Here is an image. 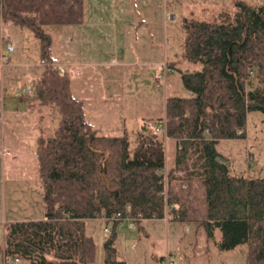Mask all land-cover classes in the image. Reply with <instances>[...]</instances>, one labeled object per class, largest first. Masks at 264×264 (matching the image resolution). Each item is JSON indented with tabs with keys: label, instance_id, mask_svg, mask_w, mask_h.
I'll return each mask as SVG.
<instances>
[{
	"label": "trees",
	"instance_id": "trees-1",
	"mask_svg": "<svg viewBox=\"0 0 264 264\" xmlns=\"http://www.w3.org/2000/svg\"><path fill=\"white\" fill-rule=\"evenodd\" d=\"M233 5L216 19L181 18L188 65L165 60L164 67L179 73L186 93H165L161 112L140 119L130 138L124 123L115 134L90 123L84 97L72 93L68 74L53 63L45 26L81 23L83 0H0L1 23L26 27L38 39L43 62L33 97L58 113L52 134L36 138L41 217L1 224L3 258L94 264L85 223L101 216L110 223L102 264H125L113 246L123 217L134 226L145 218L193 222L207 245L244 244L248 264H264V176L231 173L216 148L220 139L245 135L248 111L264 113V0ZM155 125L163 130L153 131Z\"/></svg>",
	"mask_w": 264,
	"mask_h": 264
},
{
	"label": "rangeland",
	"instance_id": "rangeland-1",
	"mask_svg": "<svg viewBox=\"0 0 264 264\" xmlns=\"http://www.w3.org/2000/svg\"><path fill=\"white\" fill-rule=\"evenodd\" d=\"M233 1L83 0L82 24L45 26L50 33V54L61 68H64L63 56L74 61L93 60L101 85L96 83L91 91L92 95L96 93L100 96L86 101V116L95 125L104 127L105 132L117 133L121 130L120 116L123 115L126 118L124 125L131 138L141 116L148 112L141 109V100H138L140 93L151 98L153 108H162L165 93H186L175 69L166 70L164 88L163 85L157 86L154 80L162 66H165V60L167 63L176 61V58L181 60V18L216 19L223 12L233 11ZM245 1L251 4L262 2ZM85 26L88 27L87 34L83 30ZM56 27L64 28L58 30ZM89 27L98 30L88 34ZM6 37L12 44V51L6 49L3 41ZM40 58L38 39L28 28L0 21V60L4 62L0 66V112L1 108H8L6 101L4 105L1 101L3 84L5 87L8 85L13 91L11 94L18 98L21 93L18 80L24 79L31 83L42 66ZM14 62L18 64L7 71V63ZM190 64V68L193 65L198 67V64ZM94 113L100 120H105L109 129L100 121L93 120ZM168 148H171V143ZM216 148L223 154L231 173L247 177L264 176V113L259 110L248 111L245 135L220 139ZM1 150L0 245L1 222L25 216L38 218L42 214L40 195L36 190L31 195L27 193L28 189L33 188V173L30 170L26 173L27 168L24 169L23 161L26 158L19 154L8 156ZM131 223L134 222L123 219L113 235L116 256L124 259L125 264H155L152 253L160 252H163L162 255L167 254L172 264H248L244 244L217 250L212 244L205 243L202 229L193 222L145 218L142 225L148 234L138 229L137 224L133 228ZM103 227L101 216L90 218L85 223L86 232L95 242L94 264H102V244L110 232L103 230ZM107 227H110L109 222ZM0 264H4L1 253ZM9 264L26 262L18 260Z\"/></svg>",
	"mask_w": 264,
	"mask_h": 264
},
{
	"label": "crops",
	"instance_id": "crops-1",
	"mask_svg": "<svg viewBox=\"0 0 264 264\" xmlns=\"http://www.w3.org/2000/svg\"><path fill=\"white\" fill-rule=\"evenodd\" d=\"M82 22L83 21H81V23L79 24H82ZM61 28L64 27H56V29L58 30H60ZM87 28L88 27L85 26L83 29L85 31V34H87ZM91 28L92 30H90ZM97 30L98 29L96 28L89 27L88 34H91L92 32H96ZM6 39L10 41L8 37H6ZM175 57H177V54H175ZM63 58H65L64 60H62L64 62V68L58 66V64L54 60L53 63L54 62L56 63L54 64L59 68V70H62L68 74L70 80V89L72 93L84 97V111H85L86 101L100 96L97 95L96 93L92 95V91H91V87L93 88L96 83H99L98 82V80L100 79L99 74L95 68V65H93L94 62H92L93 61L92 59L74 61L73 59L65 56H63ZM176 59L180 60L178 58ZM3 63L4 62L0 60V66L1 64L3 65ZM15 64H18V62H14L10 64L7 63L8 65L7 71L13 69ZM180 65L182 67L188 65V63L184 60L183 57H181ZM168 69L171 70L172 68H168ZM18 81H19V90L21 91V93H19L20 95L18 96V98H16V95L11 94V92L13 91L8 88V85L5 87V84H3L4 87H2L3 90L2 92L4 93L2 94L1 101L3 102L2 104L4 105V100H5L8 108H3V109L1 108V112H0V120L2 126L0 127V146H1L0 149H2L1 153H5L8 156H11L13 154H19V155H23L26 158L23 161L24 169L27 168V170H25L26 173L29 170L33 173L32 174L33 188L30 187L32 190L28 189L27 193L31 195V192L36 190V193L41 197L40 181L37 177L36 169H35L36 138L40 134L41 135L52 134L57 124L58 113L56 118L57 110L53 104L39 105L38 99L33 97L34 93L31 95H26L22 91V84L24 82L25 83L27 82L24 79H19ZM27 84L32 85V82ZM99 84L101 85V83ZM138 100H141V102L139 103L142 105L141 106L142 111H148L145 112L146 115H142L140 119L144 118V116L152 117L155 114L161 112L159 111L161 108L159 107L153 108L154 102L147 95L140 93V99ZM89 106L90 103L87 107ZM149 107H151V109H149ZM85 116H86V112H85ZM92 117L94 121L97 122L100 121V123L103 126L108 128L105 124V120H100L99 116L96 113H94ZM120 117H121V123H124V121L126 120L125 116L121 115ZM87 120L90 123H92L94 126L99 128L101 132L108 133L105 132L106 129L104 127L100 125H95L88 118ZM109 134H115V133H109ZM28 174L30 176V173ZM28 218L31 217L25 216L23 218H17V219H28ZM153 219H162V218H153ZM9 220H13V219H9ZM142 221L143 219L139 221V223L137 224V228L140 229L145 234H148L147 230L142 225ZM2 223L3 222H1V224ZM135 227L136 225L133 228ZM162 254L163 252H160L158 254L152 253V255L155 258H159Z\"/></svg>",
	"mask_w": 264,
	"mask_h": 264
},
{
	"label": "built area",
	"instance_id": "built-area-1",
	"mask_svg": "<svg viewBox=\"0 0 264 264\" xmlns=\"http://www.w3.org/2000/svg\"><path fill=\"white\" fill-rule=\"evenodd\" d=\"M3 41L5 42V46H6V49L8 51L12 50V44L10 43V41H8L7 39H3ZM41 63L43 62L42 59H40ZM166 70L167 68L166 67H162L161 70L156 74V76L154 77V80H155V84L157 86L159 85H163L164 84V81H165V73H166ZM22 91L26 94V95H31L34 93V90H33V87L32 85H29L27 83H23L22 84ZM152 130L153 131H161L163 130V126L161 125H155L152 127ZM116 216H118V212L116 213ZM104 219V218H103ZM128 220V221H131V218L130 217H123L120 221L122 220ZM119 224V223H118ZM117 224V225H118ZM131 226L134 227V224L131 223ZM103 230H110V227H107V223L104 222V227H103ZM17 258H3V262L4 264H8V263H11V262H14L16 261ZM160 264H172V259L168 257L167 254L163 255L160 260H159Z\"/></svg>",
	"mask_w": 264,
	"mask_h": 264
}]
</instances>
